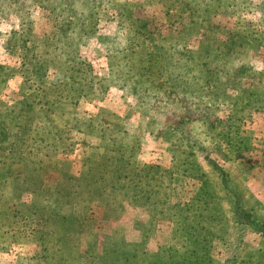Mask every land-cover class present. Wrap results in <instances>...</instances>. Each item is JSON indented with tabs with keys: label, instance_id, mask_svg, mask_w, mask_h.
Segmentation results:
<instances>
[{
	"label": "rangeland",
	"instance_id": "obj_1",
	"mask_svg": "<svg viewBox=\"0 0 264 264\" xmlns=\"http://www.w3.org/2000/svg\"><path fill=\"white\" fill-rule=\"evenodd\" d=\"M39 90L49 93L35 101L41 113L18 116ZM31 118L40 136L21 134ZM103 150L128 162L122 175L164 181L184 206L163 217L151 191L109 185L78 202L85 227L65 239L32 222L33 201V219L65 213L62 199L51 209L44 200L75 187L84 166L92 181L105 173ZM8 151L22 159H0V264L99 263L90 246L106 236L133 252L126 264H174L187 238L202 264H264V238L235 222L233 197L206 164L217 161L244 211L264 220V0H0V158ZM2 162L38 174L3 177Z\"/></svg>",
	"mask_w": 264,
	"mask_h": 264
},
{
	"label": "trees",
	"instance_id": "obj_2",
	"mask_svg": "<svg viewBox=\"0 0 264 264\" xmlns=\"http://www.w3.org/2000/svg\"><path fill=\"white\" fill-rule=\"evenodd\" d=\"M78 25L79 27H82L81 23H79ZM73 80L74 79L72 78V80H70V83H68L67 86L71 84V89L77 95V98H80L83 95L84 91L79 89L80 87L75 89L74 88L75 83L73 82ZM55 85L52 84L51 86L53 91H57ZM38 93L39 95L36 94L30 95L29 99L31 101L26 100L23 102L24 111L20 112L18 116H25L28 115L29 113H33L35 115L41 113L39 110H34L39 108V105H37L38 102L35 101L43 96L48 95L49 93L46 92V90H41V91L39 90ZM44 111L48 115L46 119V125L49 126L50 125L49 123L53 120L52 117H54L55 111L51 107L44 109ZM28 122L29 124L24 125V127L20 128L21 134L23 136H27L28 133H33V134H38L40 136V133L42 132L43 128H41V126H38V124H35L38 123L37 119L31 118V120ZM191 139L192 137H187V140H191ZM191 145L196 150H201L203 148V146H201V144L197 143L196 141H192ZM4 153H5V158H0V159L11 161L10 163L12 165L18 166L17 162H19V160L22 159L20 158L19 153L12 151L4 152ZM95 157L96 159L97 157L100 158L99 166L104 169L105 173H103L102 176L98 178V180L92 181V174L90 175V172H93L94 168H92V166L89 167L84 166L80 178L81 180L77 181L75 187L70 186L69 188H66L67 186L66 187L64 186L63 188L62 187L58 189L55 188V191L48 193L46 196V200H44L46 204V207L44 209H48V208L51 209L55 201L62 199V201L66 203L65 204L66 207L63 208L65 209V213L56 216L47 215L44 220L45 222L39 219H33L34 215L40 213L41 210V204L33 201L34 204H32L29 208L26 209V211L28 210L26 214L29 215L32 222H35L40 225H44L48 228L52 227L55 230H57L59 234L62 233V237L66 235L65 231H69L72 229L81 231L85 227V219L83 215L77 212L76 205L82 203L84 206H89L90 204H92L95 196L97 195L102 196V194H105L106 196L109 185L112 187L113 193L122 192V191H129L132 193L151 191V193L153 194V198L152 199L150 198V201H152V203L149 202V204L151 207L154 208L155 214L157 213L159 215H162L163 217H166L167 212L169 215H172L174 213L175 208L184 206V203L172 200L170 190L166 193H162V189L164 187V181L159 180V182L152 184V180L151 183L142 182L144 177L139 178V173L134 180L130 179L127 175H122L119 168L121 167L126 168L128 162L124 161V159L122 161V158L120 159H115L114 157L109 158V152L107 150H103L99 154L96 153ZM86 161H89V159H86ZM110 161L114 164L113 165L114 168L117 169L115 170L110 169V171L108 172L107 167L110 165L109 164ZM10 163L5 164L2 162L3 166L1 168L2 169L1 175L3 177H10V178L14 177L15 181L22 182L24 180V184H27L26 182L29 180L30 177L35 176L34 175L35 173L38 174L37 168L39 167H34L32 170L23 171L17 167L13 168ZM206 164L210 166L212 171L217 175L219 179L218 180L219 185L221 186L222 190L226 191L228 195L233 197L232 212L235 218V222L239 224L241 227L251 228L252 230L259 233L264 238V220L259 219L253 216L251 213L244 211L242 199L239 196L238 188H236V186H234L232 182L228 180L226 172L223 170V168L220 165L217 164V161L212 160L210 158H206ZM106 174L108 175V178ZM21 176L22 178H20ZM162 177L163 176H161V178ZM170 180L171 178L169 179V183L165 184L166 188H169ZM13 185L15 186V182ZM30 187H33V185ZM13 194L14 193H12V195ZM133 195L137 197L136 194ZM116 198H117L116 195L111 193L107 196L106 201H112L111 199H116ZM66 211L69 212L66 213ZM168 218L171 217L169 216ZM180 236L186 237L184 233H181ZM104 239L105 240L101 241L102 244H100L98 248L97 246H90L91 258L94 261H96L97 258L99 260V263H94V264H126L127 260H129V258L133 255V252L130 253L126 252L125 250L129 248L126 247L124 243L123 245L122 244L119 245L120 248L123 246L125 249L123 248L124 249V250L122 249L123 251L119 250L117 247H115L116 243L114 244L113 242H111V236L109 238H107L106 236ZM186 240L187 243L185 246H183L185 250L183 252H177L176 255L177 259L175 258L174 264H190V261L188 260V256L190 254L195 258V260H193L194 264H202L203 260L201 256L199 255L196 256L193 249L192 250L187 249L188 238ZM63 241L64 240L61 239L62 243ZM100 255L102 257V260H100ZM104 257L106 258L104 259Z\"/></svg>",
	"mask_w": 264,
	"mask_h": 264
}]
</instances>
